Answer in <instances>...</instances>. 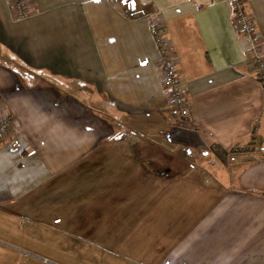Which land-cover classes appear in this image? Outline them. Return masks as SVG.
<instances>
[{
    "label": "crops",
    "instance_id": "obj_1",
    "mask_svg": "<svg viewBox=\"0 0 264 264\" xmlns=\"http://www.w3.org/2000/svg\"><path fill=\"white\" fill-rule=\"evenodd\" d=\"M34 1L39 13L13 22L0 0V115L13 117L0 264H264V88L234 0ZM243 1L264 46V0ZM148 17L173 46L184 124Z\"/></svg>",
    "mask_w": 264,
    "mask_h": 264
},
{
    "label": "built area",
    "instance_id": "obj_2",
    "mask_svg": "<svg viewBox=\"0 0 264 264\" xmlns=\"http://www.w3.org/2000/svg\"><path fill=\"white\" fill-rule=\"evenodd\" d=\"M5 3L8 16L13 22L25 21L39 13V7L34 0H5ZM147 22L159 53L158 70L166 93L168 112L173 121L184 124L188 121V108L183 81L176 68L173 46L158 18L148 17ZM233 23L237 34L246 39L249 44L245 64L252 68L264 88V46L253 27L250 16L244 9L243 0H234ZM12 121L13 117L9 111L0 115V137L8 132Z\"/></svg>",
    "mask_w": 264,
    "mask_h": 264
},
{
    "label": "rangeland",
    "instance_id": "obj_3",
    "mask_svg": "<svg viewBox=\"0 0 264 264\" xmlns=\"http://www.w3.org/2000/svg\"><path fill=\"white\" fill-rule=\"evenodd\" d=\"M86 41L81 40V51L84 50L85 46H87ZM85 64H86V67L84 69H81V90H82L81 94L85 97L87 103H89V105L92 106L93 103L96 104V101H101L100 97L97 96V94L100 93L101 89L98 87L95 88L96 85L89 78L90 77V75H89V73H90L89 72L90 71L89 63L86 62ZM81 66H83V65H81ZM94 71H93V74H94ZM49 249L55 250L54 255H56V254L59 255L58 258L62 259L63 261H70L73 258L72 256H70V254H64L61 252H57L56 250H58V248H56V247L49 248ZM78 264H94V263L87 262L86 260H81V262Z\"/></svg>",
    "mask_w": 264,
    "mask_h": 264
}]
</instances>
